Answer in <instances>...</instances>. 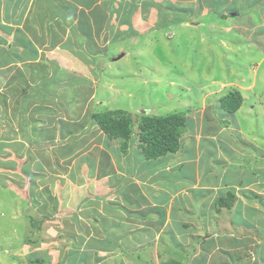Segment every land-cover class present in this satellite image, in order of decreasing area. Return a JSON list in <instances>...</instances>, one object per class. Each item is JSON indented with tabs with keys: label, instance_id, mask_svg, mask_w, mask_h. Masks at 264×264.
Masks as SVG:
<instances>
[{
	"label": "rangeland",
	"instance_id": "obj_1",
	"mask_svg": "<svg viewBox=\"0 0 264 264\" xmlns=\"http://www.w3.org/2000/svg\"><path fill=\"white\" fill-rule=\"evenodd\" d=\"M209 1L211 0H207L206 3L198 0V5L201 7L199 10L196 7V0H33V9L30 8L33 12L28 14L29 20L26 18L25 25L29 27L28 30L33 28L38 32L35 39L39 44L45 42L43 52L46 56L51 58L60 56V60L61 48L65 49V45L69 44L65 40L69 38L73 41L74 36L81 37L88 33V38L95 36L99 41V44L93 48L91 56L84 61L85 65H91L88 70L72 74L68 71L77 70L78 72V62L76 65L71 62L70 66L63 64L61 66L65 68L64 71H53V80H50L58 88L55 96L60 101L76 97L86 99L94 94V102L92 99L93 103L89 102L84 110L88 123L91 127H95L93 130L95 136L86 143L87 125L84 124L73 141L65 140V137L57 135L56 138L48 139L47 147L43 148L44 154L39 155L34 146L29 149L30 153L26 156V162L30 168L29 178L26 175L23 176L31 183H29L30 186L26 185L24 196H22L23 202L18 206L20 208L17 210L16 221L10 220L6 214H0V264H117L124 262L127 264L132 259L135 262L141 259L140 264H153L154 262L149 261L155 260L161 253L164 255L166 245H157L158 248L154 249L150 246L152 233H156L153 222H157L162 228L159 222L164 220L165 223V219H160L161 213L172 220L177 215L180 217V203L176 202L175 208L173 203L171 209L170 204L159 205L155 221H144L141 213L145 211L139 210V204L131 203L135 196L134 189L125 186L126 184L123 186L128 180L125 177L131 174L126 168L135 162L141 165V161L144 160L139 156L138 142L133 138L129 140L126 156L118 153V144H114L115 141L109 143L117 146L114 150H110L109 146L103 150L100 145L97 146L98 134L101 132L95 126V122L89 118L93 113L124 111L129 113L136 123L138 115L162 116L184 111L186 119L189 118L192 124L184 129L181 139L185 142L179 139L178 150L188 148L189 151L182 156L180 152L165 155L163 158L167 159L168 166L180 160L179 163L186 164L182 157L193 155L192 157L195 158L199 155L201 160L204 157L208 158L209 163L228 165L233 170L237 167L232 174L228 175V178L222 180V186L230 185L231 190L236 191L235 197L240 201L238 205L252 207L255 210L252 212L257 211L259 218L264 215V168L258 166V162H255L252 167L251 163L247 164V161L253 159L252 155L255 156L254 151L249 147L246 148L243 144L245 140H236L233 135L238 126L247 137L252 134L256 136L264 134V114L260 109L256 111L252 109L251 113L249 110L247 115L243 114L247 106L255 105L259 108L261 103L264 107V49L262 51L257 49L260 44L248 41L249 37L234 35L232 26L220 18V23L213 18L208 24V17L204 18L202 15L208 11ZM234 1L241 5L240 0ZM239 7L241 8L239 12L242 13L245 5ZM182 9H190V11L184 10V13H181ZM247 15L248 13L242 15L245 17L244 21L249 20ZM214 16L217 19L219 14ZM71 23L75 24L72 26ZM261 29V27L257 29L253 24L251 32L258 35ZM59 40L62 42L58 43ZM81 40L78 38L77 44H81ZM254 40L260 41L261 37H255ZM64 42L66 44L62 45ZM79 47V45L75 46V48ZM68 52L77 58L73 52ZM78 61L82 62L79 57ZM256 68L258 74H254L253 70ZM4 74L3 71L0 76ZM48 75L49 70L44 76ZM7 85L10 87H6ZM6 86L0 88V112L10 113L16 118L19 113H22L19 98L29 92L25 88L21 91L15 79ZM236 94L241 97L240 106L243 102L245 104L247 102L248 105L246 104L244 111L235 112L234 117L230 116L233 119L228 121L225 115L228 112L221 107V102L228 95ZM9 101L11 104L7 106ZM34 102L30 106V115L37 110V107L33 106ZM6 107L9 108L6 110ZM41 115L48 123V110ZM7 116L4 113V117L0 118L2 131L0 134L9 138L0 136V141L10 143V137L16 133L14 127L19 128L17 133L26 128L20 126V123L9 125L6 123L9 121ZM47 123L42 124L44 128L47 127ZM30 128L32 129L31 122ZM215 130L219 134H214ZM30 133L34 135L31 130ZM99 135L103 136L102 133ZM229 139L231 145L236 147L239 145L237 151L231 153L221 151L217 155H211L215 152V145L218 142L223 144ZM22 141L23 139L19 138L15 142ZM99 142L101 143V139ZM87 144L100 149L98 166L94 172L89 171L93 167H90V160H87L88 158L82 153L89 148L86 147ZM101 151L104 153L101 154ZM0 166H3L2 162ZM155 169H159V164L150 168L151 171ZM166 172L168 173L163 174L166 178H158L165 180L162 188L157 187L160 184H152V188L145 189L139 183L142 188H139L136 196H148L150 193L161 199L162 193H168L170 198L175 200L177 197L181 199L183 196H190L193 189H203L201 183L198 185L199 178L196 177L198 173L192 174L189 168H185L181 174L175 172L173 175L174 171ZM222 172L214 168L212 175L218 177ZM102 173L107 176L103 180L108 181L103 185L102 179L96 182L93 178V175L98 176ZM134 174H136V180H140L139 176L144 172L139 173L138 170ZM145 181V185L148 184V180ZM76 186H79V194L75 193V190L72 191L76 189ZM31 187L32 193L28 200L27 192ZM154 187L157 189L155 190ZM126 192H129L131 200L130 203L124 204ZM209 192L210 194L206 197L216 196V190L210 189ZM7 198H12L11 194L6 195V192L1 190L0 199ZM102 198L106 205L100 201ZM89 200H94L95 204ZM42 201L46 204L45 216H42L38 209ZM208 205L211 206L210 203ZM195 207L200 209L197 203ZM215 208L219 213L220 209ZM21 211L26 219L22 218ZM222 211L223 213L215 215L214 218L216 220L214 224L218 229L223 231L230 229L237 234L245 231L244 228L235 230V225L243 220L240 207L236 210L233 208L230 213H227L226 209ZM61 213L65 215L59 216ZM150 213L152 212L149 211L147 214ZM245 213L244 221L247 217V225L254 222L253 225H256L258 231L254 228L255 231L248 230L244 233L264 234V228H262L264 224H261V220L264 222V219L258 217L256 219L254 214V217L251 216L254 220L256 219L254 221L250 219L247 212ZM106 217L110 219L108 225L105 223ZM172 224L174 226V223H171L169 227ZM247 225L244 226L248 229ZM176 227L175 225L174 228ZM14 228H16L15 233ZM145 231L151 234H147L148 238L143 242L141 234H145ZM208 238H212V242L218 239L216 236ZM246 238L244 235L221 237L223 242L227 239L229 241L238 239L237 241H242L246 246H250L251 241H257L260 238V243L253 246L254 249L250 250L251 252L240 251L239 254L233 252L235 260H229V262L264 264V246L260 249L256 248L264 244V236L251 235L250 242ZM202 239L207 238L202 237ZM173 241L171 237V242ZM201 245L202 242L199 247L196 245L197 251L194 254H197ZM156 249H158L157 252ZM166 254L168 259L175 258L176 255L169 249V243ZM76 255L79 257L77 258ZM159 264H162L161 261Z\"/></svg>",
	"mask_w": 264,
	"mask_h": 264
},
{
	"label": "crops",
	"instance_id": "obj_2",
	"mask_svg": "<svg viewBox=\"0 0 264 264\" xmlns=\"http://www.w3.org/2000/svg\"><path fill=\"white\" fill-rule=\"evenodd\" d=\"M202 1L207 3V0H202ZM32 2L33 0H0V74L3 71L5 73L3 76H0V88L4 85L6 86V84L9 83L12 79H15L17 80L18 87L21 91L22 89L25 88L26 91L29 92L28 93L29 95L26 94L19 98V105L22 107L21 109L22 113H19L18 114L19 116L16 117L19 119L14 118L10 113L7 114L6 112H0V118L4 117V113L5 116L8 115L7 119L9 121H6V123H9V125L10 123H20L21 124L20 126H24V128H26L23 131L17 133V130L19 128L12 127L16 133H14L12 137H10L11 140L10 143L8 141L6 142L0 141V162L3 163V166H0V194H1V190H4V192H6V195L11 194L12 196V198L9 199L8 198L4 200L0 199V214L1 215L6 214V216L12 221L14 220L16 221L17 210L20 208V207L18 208V206H20V204H22L23 202L24 197L22 196H24L26 185L28 186V184L31 183L28 179L25 180L23 176L26 175L29 178L30 168L28 166V163L26 162L27 160L26 156L28 155V153H30L29 149L32 146H34L35 151H37L39 155H42L44 154L43 148L47 147V143L49 142L48 139L56 138L57 135H60L61 137H65V140L71 139L73 141L75 137L78 135L79 131L81 130L82 125L84 124L87 125L86 126L87 131L85 130L86 132L85 136L87 140L86 143H88V141L93 139L92 136L93 137L95 136L93 134V130L95 127L93 126L91 127V124L88 123L87 121L88 117L86 116V112H85L87 108V104H89V102L91 103L94 102V94L86 99L76 97L73 99L68 98L65 101H60L55 96L56 90L58 88H56L54 82L51 83L50 80H53L52 78L53 71L55 70L64 71L65 68H62L61 66L63 64H65V66L69 64L70 66L71 62H73L75 65L78 62V68H77L78 72L77 70L68 71L69 73L72 74H79L80 72H83L86 69L88 70V68L91 67V65L86 64L87 65L86 66L84 64V61H86L85 60L86 58H89L91 56L93 48L95 47V45L99 44L98 43L99 41L95 36H91V38H88L87 36L88 33L85 34L86 36L85 35L81 37L74 36L73 41L69 38L65 40L66 43H69L68 45H65L66 44L65 42L62 44L65 45L66 48L65 49L63 47L61 48L62 50H60V55H61L60 60H59L60 56L58 58L54 56H52V58L46 56V53L43 52L45 48L44 46L45 42L39 44V42L35 39V37L38 35V32L35 31L33 28L28 30L29 27L25 25L26 18L29 20L30 15L28 14L33 12L32 10H30V8L33 9L32 6H34ZM196 2H197L196 7L200 10L201 7L198 5V0H196ZM239 2L241 5H238V2H235L234 0H211L208 2L209 5L208 11L207 12L205 11L204 15L202 16L204 18L208 17V24L212 22L213 18L215 19V21L219 20L220 18L223 22L232 26L234 35H238L243 38L249 37L250 40L248 41L254 42L256 44H260V46H258L257 49L262 51V49H264V0H240ZM242 5H245V8H242L244 9V11L241 13L239 12L241 9L239 6ZM184 10L186 12L190 11V9H182V11ZM247 13H248L247 16H249V20L244 21L243 19L245 17L242 15ZM215 14H219L217 19L214 16ZM138 23L140 24V22ZM74 24L75 23H73L72 26ZM253 24L257 29L258 27L262 28L261 30H259L258 35H256L253 31L251 32ZM259 36L261 37L260 41L254 40L255 37H259ZM78 38L82 39L81 44H77ZM61 42L62 40L58 41V43ZM18 44L21 45L18 46ZM78 45L80 47L75 48V46ZM45 51L47 50L45 49ZM68 51L73 52L74 56H76L77 58L73 57L71 53H69ZM84 51L86 53H84ZM62 53H64V55H62ZM78 57L82 60L83 63L82 62L80 63L78 61ZM47 70H49V75L44 76L45 72L47 75ZM253 71L254 74H258L257 68L254 69ZM6 87H10V85H7ZM33 102H34L33 106H36L37 110L33 113V115H30V106L31 103L33 104ZM7 104H8L7 106H10L9 104H11V102L9 101L7 102ZM246 104L243 102L242 106H240L235 112L237 113L240 111H244ZM247 107H248L247 110L243 113L244 115H247L249 110L251 113L252 109H254L255 111L257 109H260V111L264 114L263 111L264 107L263 105H261V103L259 108L255 107V105L252 106L250 105ZM8 108L9 107H6V110ZM47 110H48V123L44 121L43 119L44 116L41 115L42 112L43 113L47 112ZM235 112L225 114L227 116L228 121H231L233 119L230 118V116L234 117ZM45 118L47 119V117ZM89 118L90 120H92L91 115L89 116ZM189 120H190L189 118L186 119L187 127H189L192 124V122H190ZM205 120L206 122H208L206 118ZM30 122L32 123V129L30 128ZM46 123L48 125L46 128H44L43 127L44 125L42 124H46ZM94 124L95 126L98 127L96 123ZM30 130L34 135H31ZM99 131L102 133L103 136L99 135L101 133L98 134L97 146L100 145V148H102L103 150L105 147L108 146L110 150H114L118 146V153L120 152L123 156L127 155L126 153L128 151V148L127 151H121L119 145L111 146L109 144L110 141L107 139L105 134L100 129ZM1 132L2 131L0 130V133ZM41 132H43V134H41ZM233 133H234L233 135L236 137V140L237 139L240 140L242 139V141L245 140L243 144H245L246 148L249 147L254 151L253 153L255 154V156L252 155L253 159L251 161L249 160L248 162L246 160L247 158L245 159V161H247V164L251 163V167H252L255 162H258L259 163L258 166L264 168V134L261 135L259 134V136L252 134V136L250 135L247 137V135H245L244 132L240 131L239 126L236 128V130ZM214 134L217 135L219 134V132L215 130ZM3 136L5 135H2L1 138ZM35 136L37 138H35ZM209 136H211V134H209ZM7 137L8 136H5L6 139ZM19 138H22L23 141L15 142ZM100 139H101V143L99 142ZM181 142H185V141L181 139ZM239 143H241V141ZM89 144H87L86 146L89 148H87V150L86 149L83 150L82 153L86 158H88L87 160H90L91 162L90 167H93L92 170L89 171L94 172L96 170V166H98L97 159L100 149H98L97 146L94 147V145L88 146ZM114 144H118V142ZM216 145H215L216 149L213 148L215 152L211 154L212 156L219 154L221 151L231 153L239 149L238 148L239 145L238 147L231 145L230 139L226 143L220 144V142H218ZM211 147H213V145H211ZM89 149L91 151L88 152ZM193 150L195 151V148H193ZM188 151H189L188 148H180L176 153L180 152V156H182L183 154L188 153ZM101 152H102L101 154L104 153L103 151ZM138 152L140 151L138 150ZM140 153L139 156L141 157V159L143 158L144 160L141 161L142 162L141 165H138L137 162H135L129 168H126L128 170V173L130 172L131 174L129 177L125 175L126 176L125 178H127L128 180H126L123 186L126 184L125 186L134 189L135 198L133 197L134 201L132 200L131 203L133 202L132 205L139 204L140 205L139 210L145 211L141 213L144 217V221L149 220L151 222L155 219L156 216H158L157 214L160 208L159 205H163L164 203H167L171 205L170 207L171 209L172 204L174 203L173 206L175 208V203L178 202V204L180 203L181 206L180 217L179 215H177L174 220H172L168 216H165L166 214L161 213L160 219L161 220L165 219V223L163 222L164 220L162 222H159L162 228L159 227L157 222H153L154 226H156L154 227L156 233H152L153 238H151L152 240H150L151 242L150 246L152 249H154V248H158L157 245L160 246L166 245L165 247L166 250H164V255L162 253H161L162 255L159 254V257L157 256L155 260L149 261L150 263L154 262L155 264H159V261H161L162 264H226V262L227 264H232L231 262H229V260L230 261L235 260L232 255L233 252L235 254H239L238 252L240 251L251 252L250 250L254 249L253 246L258 245L260 243V238H258L257 241L254 240L250 242V236L252 235L253 237H255V234H260L261 236H264V234L258 232H255V234L249 233L251 230L255 231L254 228H256V225L255 226L253 225L255 224L254 222L253 224L251 223L247 225L246 223L247 217H245V221H244V216L246 215V213L244 214V212H247L248 213L247 215H249L250 219L254 220L253 219L254 216L255 218L258 217L257 211L253 213L252 210L254 209L252 207L250 208L244 206L245 207L244 208L243 205L241 204L238 205L240 201L239 199H237V197H235L236 191L234 192L233 190H231L230 185H228L227 187L222 186L223 185L222 180L228 178V175L232 174L235 171V168L237 169V167H235L233 170V168H230L228 165L209 163L208 158L204 157L201 160V156L199 157V155L195 156V158H193L194 157L193 155H192L193 157L191 156L192 158L188 157V155L185 158L182 157L181 159L183 161H186V164L184 162L179 163L181 162L180 160L177 163H174V165L168 166L169 164L167 163V159L163 157L158 158L156 160H146L144 157H142ZM107 155L105 157H107ZM238 155L240 156V154ZM19 156L21 157L17 160L16 158ZM102 157H104V155H102ZM233 160H235V158ZM155 164H159V169H155L151 171L150 168ZM6 165H8V167ZM83 166L84 165H82V167ZM185 168H189L192 174L193 172L198 173V176H196L199 178L198 185H200L201 183L203 189L200 190L193 189L191 191L190 196L186 195L183 196L181 199L177 197L175 200L174 198L171 199L170 194L168 193L167 194L162 193L161 199H158V196L156 197L154 196V194H150V193L148 196L146 195L143 197H140L138 195L136 196V193L140 188L139 183H141V185L144 186L145 189L152 188L151 187L152 184L153 185L160 184L157 187L162 188L161 186H163L165 180L164 179L159 180L158 178H166V176L163 175L164 173H168L166 171H169V173L174 171L173 175L175 174V172L181 174V171H184ZM214 168H218V172L222 170L223 171L222 174H220L218 177L215 176L214 174L212 175V173L214 172ZM138 170L139 173L144 172L143 175L139 176L140 180H136V174H134V172H137ZM185 176L188 175L185 174ZM21 177L23 179H21ZM105 177L107 176L104 175L103 173L98 176L93 175V178L96 180V182L99 179H102L101 182L102 185L104 182L108 183L107 180L106 181L103 180V178ZM207 178L209 180H207ZM145 180H148V184L146 185L144 183L146 182ZM150 180L151 183H149ZM79 186H76L77 191L76 189H73L72 191L75 190V193L79 194L78 192ZM157 187H154L155 190L157 189ZM210 189L216 190L215 197L214 195H211L212 196L211 198L210 196L206 197L208 196V194H210L209 192ZM30 193H32V187L27 192L28 200ZM229 196H231L232 198H230ZM218 199H224L226 200L227 203H229L230 208L228 211L226 210L227 213H230L233 210V208L236 210L238 207H240V210H242L241 215L243 216L242 218L243 220L241 222L239 221L235 225V230H237L238 228L239 229L244 228L245 231H241L240 233L237 234L235 232L230 231V229L227 231L226 230L223 231L215 226L214 224L216 222V220L214 219L215 215L223 213L222 209H226L223 206L224 201L216 202ZM103 200L104 198L100 199V201L104 203L105 200L104 201ZM130 200L131 199L129 197V192H126L124 195V204L130 203ZM90 201L95 204L94 200H89V202ZM96 202H98L97 199ZM196 203L198 207H200V209L199 208L196 209L195 207ZM208 203H210L211 206H209ZM104 204L106 205V202ZM88 206H90V204H88ZM215 207H218L220 209L219 213L216 212L217 210ZM38 209H40L39 213L42 216L46 215V204L44 201H42L39 204ZM5 211H7V213H5ZM133 211L135 210L133 209ZM149 211H151L152 213L147 214ZM63 215H65V213ZM63 215L62 213L59 214V216H63ZM21 216L23 219H26V217H24L25 214L22 213V211H21ZM150 217L151 219H148ZM259 219H264V215L262 217L260 216ZM109 220H110L109 218L107 217L105 218L106 225L109 224ZM170 222L174 223V226L176 225L177 227L174 228L173 224L172 226L169 227V224L171 225ZM261 224H264L262 220H261ZM244 225H247L249 228L247 229ZM262 228H264V226ZM15 230L16 228L13 229L14 233ZM248 230H249L248 234L244 233ZM147 234L148 232L146 231L145 234H141V239L143 240V242L147 240L148 235L151 233L149 232V234L148 235ZM191 235H193V237H190ZM227 235L229 236L244 235L247 237L246 239L249 240L250 246H246L245 244H243L242 241H237L238 239H231L230 241L229 239H227L226 241L223 242L221 240V237ZM201 236L206 237L207 239H202ZM209 236H216L218 239L217 240L215 239V242L214 241L212 242L213 239L208 238ZM171 237L172 240H174L175 242L174 241L173 243L171 242ZM193 241L195 243H193ZM201 242H202L201 248H199L197 254H194L197 251L196 245H198L199 247ZM210 242H212V244H210ZM168 243H169V249L172 251V253H176L175 258L170 257L171 259H168V255L166 254ZM263 246L264 244H262L261 247L259 245L256 248L259 247L260 249ZM229 250H235V251H229ZM157 251L158 249H156V252ZM192 254L194 255L192 256ZM78 257L79 256H77V258ZM140 260L141 259H138L137 262H135V260L132 259L131 261H128L127 264H140L139 263ZM245 263L242 262L241 264H245ZM117 264H125V262L117 263Z\"/></svg>",
	"mask_w": 264,
	"mask_h": 264
},
{
	"label": "trees",
	"instance_id": "obj_3",
	"mask_svg": "<svg viewBox=\"0 0 264 264\" xmlns=\"http://www.w3.org/2000/svg\"><path fill=\"white\" fill-rule=\"evenodd\" d=\"M240 104L241 97L238 94L228 95L222 99L221 107L224 111L233 113L240 107ZM91 118L110 142H118L121 151H126L129 148L131 138L137 140V149L146 160H156L167 154L176 153L179 139H181L184 129L187 128L184 111L162 116L142 114L137 116L136 123L129 113L119 110L93 113ZM222 201L228 211L229 203L224 199L217 200V202Z\"/></svg>",
	"mask_w": 264,
	"mask_h": 264
}]
</instances>
